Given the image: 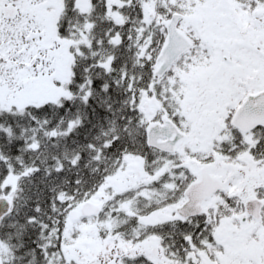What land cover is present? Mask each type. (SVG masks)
<instances>
[{"label": "snow or ice", "instance_id": "snow-or-ice-1", "mask_svg": "<svg viewBox=\"0 0 264 264\" xmlns=\"http://www.w3.org/2000/svg\"><path fill=\"white\" fill-rule=\"evenodd\" d=\"M0 264H264V0H0Z\"/></svg>", "mask_w": 264, "mask_h": 264}]
</instances>
